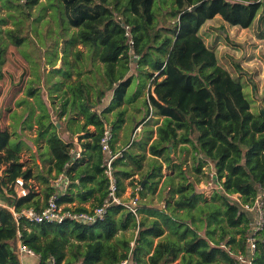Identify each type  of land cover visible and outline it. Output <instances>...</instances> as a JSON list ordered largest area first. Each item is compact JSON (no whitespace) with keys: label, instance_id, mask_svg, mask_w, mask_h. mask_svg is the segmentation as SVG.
Masks as SVG:
<instances>
[{"label":"trees","instance_id":"trees-1","mask_svg":"<svg viewBox=\"0 0 264 264\" xmlns=\"http://www.w3.org/2000/svg\"><path fill=\"white\" fill-rule=\"evenodd\" d=\"M13 1L22 2H5L12 5ZM39 1L23 2L26 8H31ZM56 6L68 25L78 29L65 39V51L69 53L76 42L87 45L89 70L98 74L82 77L81 70L78 74L83 79L75 84L56 80L50 86L52 91L71 94L59 105V118L66 116L67 121H73L68 109L78 106L86 120L79 129L83 131L91 124L96 131L86 132L92 137L90 142H82L83 137H79L84 151L67 167L76 144L60 136L57 123L48 113L40 115V119L48 118L47 124L42 123L40 135H46L45 160L50 167L45 173H37L32 168H23L18 160L20 143L11 145L12 133L0 130V168L6 165L5 175L0 176V198L4 200L0 204V264H22L19 240L41 253L43 260L54 255L64 264H113L123 259H129L128 264H170L179 257L180 264H239V254L251 258V264H264V227L256 233L258 246L251 255L247 238L252 232L253 217L243 206L252 205L258 197L264 199V115L262 111L256 114L251 110L244 84L219 64L216 52L200 34L202 26L219 15L231 25L243 28L257 20L264 39V0H58ZM163 7H168L173 23L160 22ZM115 11L123 19H118ZM7 34L10 44L0 40V80L4 76L5 54L28 40V35L19 29H7ZM74 55L77 71L76 62L81 61L84 53L76 49ZM97 58L102 66L96 63ZM69 62L67 59L66 69L64 66L57 69L68 79L72 74ZM131 62L138 65L137 98L147 87V94L141 98L148 107L145 116L151 110L156 123L163 117L156 128L157 137L149 145L150 152L172 165L171 146L182 144L181 150L190 151L185 144H191L194 170L202 172L204 158L213 161L216 168L213 176L218 175L222 192L204 198L175 162L179 173L166 180L171 189L164 208L138 202L135 215L123 205L115 204L108 208L103 219L94 223L70 218L60 223L32 222L22 217L18 224L12 207L18 211L29 207L41 210L53 195L60 204L73 202L71 186L86 191L85 195L95 190L100 193L91 207L76 206L77 211L95 208L108 196L109 179L104 172L105 155L100 139L110 125L113 148L117 149L115 129L120 126L123 112L112 121L106 112L124 103L135 80L134 74H129ZM111 90L112 103L99 111ZM29 94L34 95L35 88H30ZM151 138L152 132L146 140L133 141L130 150H122L114 160L119 195H124L129 186L143 197L148 191L157 190L160 180L156 178L162 176L161 163L155 164L158 158L151 161L154 166L145 176L147 181L134 177L143 169L147 158L145 145ZM61 173L69 180L67 189L54 184ZM19 177L28 189L26 195H17L15 183ZM177 177L184 181H177ZM30 179L43 182L41 193ZM235 193L241 194V202L230 196ZM129 230L130 235L126 234Z\"/></svg>","mask_w":264,"mask_h":264},{"label":"rangeland","instance_id":"rangeland-1","mask_svg":"<svg viewBox=\"0 0 264 264\" xmlns=\"http://www.w3.org/2000/svg\"><path fill=\"white\" fill-rule=\"evenodd\" d=\"M5 1L0 0V40H4L8 44L11 43L7 29H19L22 34L28 35V40L21 44L18 49L8 51V56L5 54L4 76L0 80V130L7 129L12 133L11 145L16 142L20 143L18 160L24 169L32 168L37 173L40 171L45 173L49 169L50 163L45 160L47 156L46 135H40V132L44 128V126L41 127L42 123L47 124L48 118L43 117V119H40V115L48 113L49 118L57 123L60 136L65 141H73L76 144L74 149H78L80 146L77 135L74 136L67 130V119L59 118L58 114L59 105L71 94L52 91L50 86L56 80H64L75 84L79 79H83L82 77L85 74L90 77L98 76V74L89 70L91 63L88 61L89 47L87 45L76 42L70 47L69 53L65 51L67 44L65 39L78 29L68 25L66 17H62L60 9L56 6L58 0H40L38 4L31 8H26L24 0L22 2L13 1L14 4L12 5L11 2ZM125 1L123 0V2ZM24 10L27 12H23ZM115 15L118 19H123V15L118 11H115ZM160 22L165 25L174 22L168 7L162 8ZM258 26L257 20L247 28L231 25L218 15L208 20L200 29V34L206 44L216 52L219 64L228 69L236 79L244 84L246 95L251 100V110L256 114L264 110V39L260 36L261 26ZM76 49L84 53L81 61L76 62L78 65L77 71L74 69L73 64L76 61L74 55ZM65 56L68 57L65 58ZM67 59L70 61L72 69L69 79L57 71L63 66V69H66ZM96 63L100 66L103 64L98 58ZM131 66L130 73L134 74L135 80L128 89L126 104L128 102L133 104V106L129 105L128 112L135 117L127 119V122L123 125L126 140L122 145L126 147V150H130V147L126 144L131 139L135 122L139 120V122H142L144 116L148 113L147 104L142 101V97L137 98L136 96V93L140 90V80L136 76L138 65L131 62ZM81 70L82 77H79L78 71ZM30 88H35L34 95L29 94ZM146 93L147 89L145 88L144 95ZM109 98L110 96L104 103H109ZM104 103L100 106L99 111L107 105H104ZM107 115L112 117L109 113ZM155 117L153 114L148 119V123L144 124L148 129L153 128L150 130L152 138L148 140L145 145L146 151H144L147 154L146 157L150 159L157 158L150 152L149 145L157 137L156 128L163 120V117L160 116L159 123H156L154 122ZM139 139L140 135H137L134 141H139ZM143 139L146 140L147 137ZM185 145L190 151L186 148L181 150V147H184L182 144L175 147L171 146L172 165L165 162L163 157H159L155 162L156 165H159L158 162L162 165V176L156 178L160 180L157 187L158 191H148L144 197V202L160 207L163 205L162 199L165 194L167 197L170 196L171 185L168 184L169 182L166 183V180L169 176L179 173L174 166L175 162L182 166L181 169L186 177L188 176V181L194 183L195 190L202 194L204 198H211L215 193L222 192L221 189L223 188L218 175L213 176L216 173L214 162L204 158L203 160L206 163L202 168V172L198 173L194 170L193 147L191 144ZM115 147L119 150L122 149L116 141ZM135 147L138 148L137 145ZM145 160L143 161L145 168L140 170L136 176L138 181L148 179L145 177L148 173V161ZM132 166L135 167V165ZM5 170L6 165H2L0 176L5 175ZM176 179L177 181H184L182 177ZM40 182L39 180L30 179V183L37 191H42L41 189L44 187L43 182ZM129 192H132L131 188H129ZM230 196L241 202L240 193L230 194ZM3 202L4 200L0 198V204H4ZM253 212L248 211L250 217L256 216V213ZM201 230V233H203L205 228ZM126 234L130 235L131 230L126 231ZM136 235L137 229H135ZM160 239V237L156 238L155 244ZM21 262L22 264H37L39 258L23 254ZM170 264H180V257Z\"/></svg>","mask_w":264,"mask_h":264},{"label":"built area","instance_id":"built-area-1","mask_svg":"<svg viewBox=\"0 0 264 264\" xmlns=\"http://www.w3.org/2000/svg\"><path fill=\"white\" fill-rule=\"evenodd\" d=\"M133 43V41H131ZM113 131L110 125H107L103 131V134L100 139V144L102 150L105 154V174L109 179V192L108 196L104 199L101 205L96 206L95 208H91L88 211H77L74 208L67 209L65 204H60L56 200V196L53 195L50 197L48 204L43 207L41 210H37L34 207L23 208L18 211L15 208H11L13 215L15 216L18 224L19 220L24 217L32 222H55L60 223L66 218H70L72 220L94 223L98 220H101L105 217L108 208L111 205L119 204L126 207L128 210L132 211L135 215H138V202L140 196L138 192L134 191V188L128 187L132 189V192L128 193L126 190V194L119 195L118 194V185L117 178L115 175L114 168V160L122 154V150H118L113 148ZM124 150V149H123ZM83 148L71 149L72 158L70 162L66 164V166L72 165L76 159L82 156ZM67 175L65 173H61L57 176L54 184L56 187H63L66 185ZM15 189L18 196L26 195L28 193V189L25 187L24 179L19 177L15 183ZM128 193V195H127ZM245 209L248 211H254L256 216L252 218V232L248 236L247 241L249 245V249L251 255L254 253L255 249L258 246V239L256 233L264 227V199L258 197L252 205L244 204ZM253 212V213H254ZM19 236H21L20 231ZM18 249L21 256L23 254H27L29 256L38 257L39 262L37 264H64L63 262L59 263L57 258L54 255H50L46 257L44 260L42 259L41 253H37L35 250L30 248L27 244H25L22 240H19ZM239 264H251V258L245 257L243 254L238 255ZM43 262L41 263V261ZM129 259H123L120 262L113 264H128Z\"/></svg>","mask_w":264,"mask_h":264},{"label":"crops","instance_id":"crops-1","mask_svg":"<svg viewBox=\"0 0 264 264\" xmlns=\"http://www.w3.org/2000/svg\"><path fill=\"white\" fill-rule=\"evenodd\" d=\"M99 59V58H98ZM100 60V59H99ZM103 65V64H102ZM129 74H131V73H129ZM146 89H147V87H146ZM144 90H145V88H143V90H142V92H141V94H140V96L141 97H144L145 95H144ZM110 93V95H108ZM110 96V98L108 99V102L109 103H104V101H106V99L108 98ZM139 96V97H140ZM107 97V98H106ZM106 97L104 98V100H103V102L101 103V105H103V103H104V105L105 104H107V105H105L103 108L104 109H106L108 106H110V104L112 103V99H113V90H111V91H109L108 93H107V95H106ZM127 103V101H126V98H125V101H124V103L121 105V106H119V107H112V109H109V111L108 112H106V114H111L112 115V117H109V115H107L108 116V119H109V121H112V120H116V119H118V116H119V112L120 111H122L123 112V114H121V116H122V118L123 119H119V121H120V123H119V125L120 126H118L116 129H115V141L118 143V146L119 147H122V148H126V147H123V142L126 140V138H125V134H124V130H123V125L127 122V119H131V118H133L134 116L131 114V113H129L128 112V108H129V105L130 106H133V104L132 103H130V102H128V104H126ZM91 105H93V104H91ZM100 105V106H101ZM100 106H99V108H100ZM44 107V106H43ZM45 108V107H44ZM99 108H98V110H99ZM69 110V112H68V115L70 116V112L72 113V117L74 118V120L73 121H71V122H69V121H67L66 120V127H67V130L72 134V135H74V136H76L77 135V138H78V141H79V137L80 136H82L83 138H82V142H84V141H86V140H88L89 142L90 141H92V137H88L87 136V131H96V127L94 126V125H91V124H89V125H87L86 126V128H84L83 129V131H81L80 129H79V127L80 126H83L85 123H86V120H85V116H84V114H83V112L78 108V106H75V107H71V108H69L68 109ZM151 110H150V112H149V114H148V116L146 117V118H144V120L142 121V122H139L137 125H136V122H135V125H134V128L132 129V135H131V139H130V141L126 144L128 147L130 146V145H132V143H133V141H134V138L137 136V135H140V139H143V138H146L147 137V134H149V130L146 128V126L144 125L145 124V122L147 121V119H149V118H151V116L153 115V114H151ZM64 119L66 118V116H64L63 117ZM143 119V118H142ZM107 121V120H106ZM140 121V120H139ZM59 124V123H58ZM86 133V134H85ZM139 139V140H140ZM82 147V145L80 144V146H79V148H81ZM119 149V148H118ZM137 150H138V148H136ZM84 151V150H83ZM132 152H134V151H132ZM83 153V152H82ZM135 153V152H134ZM103 155H105L104 153H103ZM153 156H155L154 154H153ZM155 157H157V158H159V156H155ZM146 160L148 161V165H147V172H149V171H153V166L151 165V161H153V159L151 158H146ZM145 160V161H146ZM143 168H145V166H143ZM136 176L137 175H135L134 177L136 178ZM40 181V180H39ZM77 181V180H76ZM145 181H147V180H145ZM41 183V182H40ZM69 180L67 179V182H66V185L65 186H63L62 188H65V189H67V188H69ZM68 184V185H67ZM88 185H91V183H88ZM33 186V185H32ZM34 187V186H33ZM157 187H158V185H157ZM44 188V187H43ZM71 192H70V194H73L74 195V197H75V200L73 201V202H68V203H64L66 206H70V207H76V206H82V205H86V206H89L90 207V205L91 204H93L94 202H96V196L97 195H99L100 193L97 191V190H95L94 192H93V194H88V195H85V192L86 191H83V190H80L78 187H76V186H71ZM42 190V189H41ZM158 191V189L156 190V192ZM37 192H40L41 193V191L40 190H38ZM138 192V194H139V196H140V203H143L144 202V197L141 195V193H140V191H137ZM167 197V195L165 194V196H164V198L162 199L163 200V205H159L161 208H164V206H165V198ZM41 199H42V197H41ZM43 200V199H42ZM87 204H89V205H87ZM152 206V205H151ZM154 207H156V206H154Z\"/></svg>","mask_w":264,"mask_h":264},{"label":"clouds","instance_id":"clouds-1","mask_svg":"<svg viewBox=\"0 0 264 264\" xmlns=\"http://www.w3.org/2000/svg\"><path fill=\"white\" fill-rule=\"evenodd\" d=\"M123 149L125 150V148H122L121 150H123ZM118 150H119V149H118ZM129 187H131V186H129ZM132 187H133V186H132ZM133 188H134V187H133Z\"/></svg>","mask_w":264,"mask_h":264},{"label":"water","instance_id":"water-1","mask_svg":"<svg viewBox=\"0 0 264 264\" xmlns=\"http://www.w3.org/2000/svg\"><path fill=\"white\" fill-rule=\"evenodd\" d=\"M262 113H263V115H264V110H262Z\"/></svg>","mask_w":264,"mask_h":264}]
</instances>
